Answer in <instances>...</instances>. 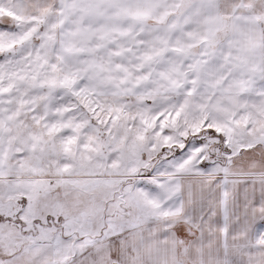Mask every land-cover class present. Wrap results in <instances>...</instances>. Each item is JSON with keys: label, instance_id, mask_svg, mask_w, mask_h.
Returning <instances> with one entry per match:
<instances>
[{"label": "snow or ice", "instance_id": "6c2138e0", "mask_svg": "<svg viewBox=\"0 0 264 264\" xmlns=\"http://www.w3.org/2000/svg\"><path fill=\"white\" fill-rule=\"evenodd\" d=\"M0 264H264V0H0Z\"/></svg>", "mask_w": 264, "mask_h": 264}]
</instances>
